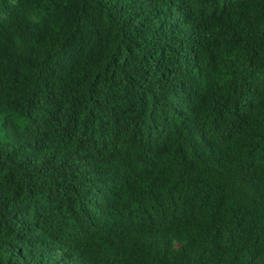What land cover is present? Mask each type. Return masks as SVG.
Returning a JSON list of instances; mask_svg holds the SVG:
<instances>
[{
	"label": "trees",
	"instance_id": "trees-1",
	"mask_svg": "<svg viewBox=\"0 0 264 264\" xmlns=\"http://www.w3.org/2000/svg\"><path fill=\"white\" fill-rule=\"evenodd\" d=\"M0 264H264V0H0Z\"/></svg>",
	"mask_w": 264,
	"mask_h": 264
}]
</instances>
